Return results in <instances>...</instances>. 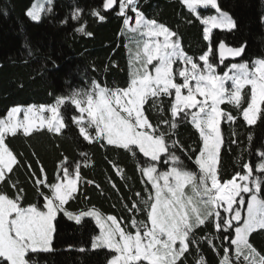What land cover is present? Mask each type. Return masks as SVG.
Listing matches in <instances>:
<instances>
[{
	"label": "snow or ice",
	"instance_id": "1",
	"mask_svg": "<svg viewBox=\"0 0 264 264\" xmlns=\"http://www.w3.org/2000/svg\"><path fill=\"white\" fill-rule=\"evenodd\" d=\"M116 3L117 0H104L103 11L113 9ZM181 3L193 13L198 7H211L218 13L206 18L197 14V19L206 26L204 39L209 41L207 51L198 58L184 51L176 31L147 18L137 7L138 0H120L117 15L123 17V32L129 34V42L135 46L129 52L133 70L127 87L109 89L93 81L91 91L58 96L52 105L12 106L6 118H0V184L10 185L17 193L10 196L0 189V264H35L29 253L51 250L61 213L77 224L82 217L95 220L99 233L93 235L91 249L107 250L111 254L105 264H186L193 255V246L199 257L197 264H207L200 255L199 245L207 240L219 255L215 239L221 241L224 253L220 264H264V253L250 239L256 232L264 235V151L257 149L259 162L243 163L242 172L231 178L225 179L218 171L223 144L222 119L232 123L237 119L220 106L227 103L236 107L248 125L256 123L258 114L264 120V58L224 64L229 57L232 61L241 57L247 42L227 46L221 40L213 44L210 29L231 31L237 27L233 18L220 9L217 0H181ZM40 11L34 5L26 15L39 21ZM81 11L76 10L73 19H78ZM101 11L93 9L92 15L103 22L106 16ZM76 30L91 35L83 27ZM221 65L223 68L218 72ZM163 97L169 98L167 111L171 119L153 124L144 105L149 100L153 106L162 105ZM71 106L80 113L71 116V124L76 126L83 141L100 148L123 149L134 158L142 154L148 161L138 166L146 195L136 192L137 199L131 206L125 204L131 216L123 227V218L118 221L114 215L105 216L95 207L78 212L71 211V205L65 207L70 200L87 199L79 186L81 182L95 184L93 180H84L79 161L73 164L63 157L54 178L49 179L42 165L37 173L6 143L9 134L14 137L20 130L24 136L45 129L62 134L71 124L66 122L61 108L67 111ZM160 111L164 113L163 107ZM182 120H188L197 130L201 140L199 149L185 148L178 139H170ZM161 125L168 126V130ZM248 139L251 141V134ZM177 151L189 160L196 153L194 163L199 171L186 168ZM80 155L86 159L88 153L82 151ZM161 164L166 169H161ZM25 166L34 177L42 207L35 204L25 207L20 195L23 189L9 175L14 174L15 168ZM114 167L122 176L123 170ZM110 183L117 188L114 182ZM138 215L146 219H137ZM208 224L218 235L197 239L196 230Z\"/></svg>",
	"mask_w": 264,
	"mask_h": 264
},
{
	"label": "trees",
	"instance_id": "2",
	"mask_svg": "<svg viewBox=\"0 0 264 264\" xmlns=\"http://www.w3.org/2000/svg\"><path fill=\"white\" fill-rule=\"evenodd\" d=\"M32 2L33 0H0V118L12 106L52 105L58 96H67L72 91H88L93 81L109 89L127 87L132 69L129 52L134 44H130L129 34L123 32V17L117 15V5L113 12L105 13L104 0H52L49 10L43 13L40 21L33 22L26 16ZM217 2L220 9L233 18L237 27L231 31L213 30L212 43L218 44L223 40L227 46H238L246 41L247 47L241 62L264 58V26L261 22L264 17V0ZM137 7L147 18L156 19L176 31L189 56L195 59L207 51L209 41L204 39L201 20L187 10L180 0H138ZM78 9L82 10L80 16L73 19V14ZM93 9H101L106 20L101 22L93 16ZM214 13L211 8L197 11V14L205 18ZM80 27L91 35L77 31ZM222 68L223 66L218 67L217 71ZM244 91L247 92L248 89ZM144 107L153 124L171 119L170 112L167 111L168 97H163L162 105L157 103L153 106L149 100ZM161 107L164 109L163 114ZM220 107L237 116L234 123L224 122L223 119L221 122L223 144L218 171L220 176L227 179L242 172L243 163L255 165L259 162L256 151H264V120L258 114L256 123L248 125L233 105L225 103ZM61 113L70 124L71 116H78L74 106L68 107L67 111L62 107ZM161 127L168 130V126ZM249 134L252 135L251 141L248 139ZM170 139H178L188 149H199L201 146L199 134L188 120L179 121V126L173 130ZM233 140L236 142L232 143ZM6 143L20 160L30 163L37 173L42 165L49 179L54 178L63 157L66 156L73 164L80 162L84 180H93L95 184L81 182L79 186L87 199L82 197L79 201L70 200L65 207L71 205L70 210L73 212L95 207L105 216L114 215L118 221L123 218V227L128 224L131 216L125 204L131 206L137 199L134 195L136 192L144 194V185L141 183L143 177L138 166L148 161L142 154L134 158L126 150L113 146L100 148L95 144L90 145L78 135L74 124H71L70 129H63L59 135L49 133L46 129L33 131L29 136L18 132L14 137L8 135ZM82 151L88 153L86 159L80 155ZM177 155L184 161L186 168L197 171L194 163L196 153H192L193 160L179 151ZM114 165L123 170L122 176L116 173ZM159 167L166 169L167 166L161 164ZM9 175L17 182V187L23 189L20 195L23 196L22 204L25 207L33 204L42 207V198L37 195L34 177L27 171V166L15 168L14 174ZM110 181L117 185L118 191L111 186ZM96 184L100 187L97 188ZM0 189L10 196L17 194L10 185L0 184ZM136 218L146 219L143 215ZM56 223L51 250L29 253L35 264H105L106 257L111 254L107 250L91 249L92 237L98 233L91 219L83 218L77 224L61 213ZM196 234L197 239L201 236L212 239L218 235L211 224L206 228L201 226ZM250 239L257 250L264 253V235L256 232ZM213 242L220 249L219 255L207 240L200 242V255L206 259L207 264H220V258L224 255L220 247L221 241L215 239ZM81 248L85 251H80ZM192 252L193 255L188 257L186 264H197L199 257L195 253V246Z\"/></svg>",
	"mask_w": 264,
	"mask_h": 264
},
{
	"label": "rangeland",
	"instance_id": "3",
	"mask_svg": "<svg viewBox=\"0 0 264 264\" xmlns=\"http://www.w3.org/2000/svg\"><path fill=\"white\" fill-rule=\"evenodd\" d=\"M52 2V0H33V2H32V4H31V6H30V8L29 9H31L34 5L36 6V8H38V9H40L41 11H40V17H42V15H43V13H45V12H47L48 10H49V8H50V3ZM119 2H120V0H117V3H116V7H117V11H119ZM180 2H181V0H180ZM186 7V6H185ZM208 8H211V7H208ZM28 9V10H29ZM186 9H187V7H186ZM198 9H206V8H203V7H198L197 9H196V12L194 13V14H196L197 15V11H198ZM212 9V8H211ZM27 10V11H28ZM188 10V9H187ZM214 11H215V13L213 14V15H218V13L216 12V10L215 9H213ZM27 11H26V13H27ZM131 15H133V18H135L134 17V14H132V13H130ZM27 16V15H26ZM28 17V19H30L31 21H33V22H39V21H34V20H32L29 16H27ZM41 19V18H40ZM202 22V21H201ZM261 22L263 23V26H264V17L262 18V20H261ZM133 23H134V19H133ZM202 25H203V35H204V29H205V25L202 23ZM124 26V25H123ZM213 30H220V31H225V30H227V29H210V33L213 31ZM144 39H147L146 37L144 38ZM162 39V38H161ZM206 41H208V40H206ZM134 45H133V50H134ZM238 62H241V61H238ZM202 63V62H201ZM137 67H138V65H137ZM150 67V66H149ZM133 69H131V71H132ZM129 81H130V77H129ZM194 83V82H193ZM229 84H230V82H229ZM92 88V87H91ZM91 88L88 90V91H91ZM24 108H27V107H24ZM193 111H195V110H193ZM77 113H78V116L80 115V113L77 111ZM44 115L45 116H49L50 117V113H44ZM258 116V115H257ZM3 118H6V115L3 117ZM20 118L22 119L23 118V113H21L20 114ZM243 119V118H242ZM37 123H38V120H37ZM246 123V122H245ZM247 124V123H246ZM19 132H21L22 133V130H20ZM10 135V134H9ZM196 165V164H195ZM197 166V165H196ZM199 170H198V167H197V171L196 172H198ZM238 182H240V181H238ZM186 191H188V189H186ZM66 217V216H65ZM67 218V217H66ZM83 218H89V219H91L92 221H93V223L95 224V220L93 219V218H91V217H82V219ZM68 219V218H67ZM81 219V220H82ZM70 220V219H69ZM72 221H74V220H72ZM75 222V221H74ZM95 226H96V224H95ZM96 228L98 229V233H99V228L96 226ZM97 233V234H98ZM50 248H51V245H50ZM37 252H48V251H37Z\"/></svg>",
	"mask_w": 264,
	"mask_h": 264
},
{
	"label": "water",
	"instance_id": "4",
	"mask_svg": "<svg viewBox=\"0 0 264 264\" xmlns=\"http://www.w3.org/2000/svg\"><path fill=\"white\" fill-rule=\"evenodd\" d=\"M114 9H115V5H114L113 9H110V10H107V11H104V12H105V13H111V12L114 11ZM242 56H243V55H242ZM242 56L239 57V58H236V61H232V59L229 57V59H226V60L224 61V64H225V63L238 62V61H240V60L242 59Z\"/></svg>",
	"mask_w": 264,
	"mask_h": 264
},
{
	"label": "bare ground",
	"instance_id": "5",
	"mask_svg": "<svg viewBox=\"0 0 264 264\" xmlns=\"http://www.w3.org/2000/svg\"><path fill=\"white\" fill-rule=\"evenodd\" d=\"M241 61V60H240Z\"/></svg>",
	"mask_w": 264,
	"mask_h": 264
}]
</instances>
